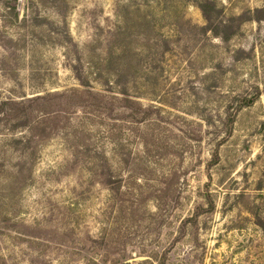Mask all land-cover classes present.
<instances>
[{
    "label": "rangeland",
    "instance_id": "374dc122",
    "mask_svg": "<svg viewBox=\"0 0 264 264\" xmlns=\"http://www.w3.org/2000/svg\"><path fill=\"white\" fill-rule=\"evenodd\" d=\"M49 93L48 139L0 122V264H264V0H0V104Z\"/></svg>",
    "mask_w": 264,
    "mask_h": 264
},
{
    "label": "trees",
    "instance_id": "16d2710c",
    "mask_svg": "<svg viewBox=\"0 0 264 264\" xmlns=\"http://www.w3.org/2000/svg\"><path fill=\"white\" fill-rule=\"evenodd\" d=\"M199 8L201 9L206 20L210 21L209 12L205 8L204 4L200 3ZM81 63V60H79L80 65ZM78 68L79 67H75L74 69L80 84L83 87L91 86V83L84 71ZM53 99H68L71 101L72 96L68 93H49L46 96L36 95L34 97L28 98L26 102H15L13 100L9 102H3L0 104V115L2 114V116H0V122L4 121L6 122L5 124L14 122L12 128H24V133H22L23 135L15 138L14 141L19 145L29 148L32 142H41L48 139L54 131L58 130L60 126L55 120L56 116H53L52 118V113L50 114V112H47L43 107L44 104H41V102L44 103V101H50ZM126 100L130 104L127 105V107L130 106L133 108V101L129 98ZM8 106L12 107L11 111L6 109ZM26 152L28 153L29 151H25V153ZM30 155L31 157L36 156L35 152L30 153ZM110 190H113V188Z\"/></svg>",
    "mask_w": 264,
    "mask_h": 264
}]
</instances>
